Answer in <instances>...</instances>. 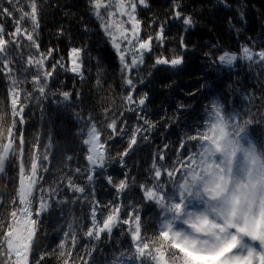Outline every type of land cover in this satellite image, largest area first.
Wrapping results in <instances>:
<instances>
[{
    "label": "snow or ice",
    "instance_id": "1",
    "mask_svg": "<svg viewBox=\"0 0 264 264\" xmlns=\"http://www.w3.org/2000/svg\"><path fill=\"white\" fill-rule=\"evenodd\" d=\"M218 2L230 7L226 0ZM89 4L117 54L121 86L125 91L119 97V106L114 105L118 110L108 116L109 110L105 109L104 121L99 124L91 115L73 109L79 125L75 135L79 138L84 161V166L73 168L70 162L74 156L68 151L75 145L58 148L53 155L51 132L44 144L39 135L31 141L25 137L26 109L31 103L57 95L65 106L72 102V93H57L49 88L55 69L63 64L54 60L55 49L40 51L41 6L38 0H0V74L8 82L6 100L0 99V264H46L49 256L55 257L57 264H99L94 253L102 237L111 241L113 231L121 226H124L121 235H129L132 246L125 250L117 241V250L111 252L104 264H125L126 261L136 264H264V143L258 146L248 131L254 124H264V112L257 117L250 109L243 113L229 109L220 96L209 101L203 109L202 120L181 139L171 167L159 166L154 160L150 182L139 185L144 203L154 205L157 210L151 218V231L142 217V204L125 206L121 202V194L130 187L128 178L113 184L112 176H106L107 183L116 190V199L102 202L95 198L97 173L103 174L117 160L125 167L124 158L137 145V138L148 140L146 133L156 127L147 118L149 95L137 89L148 82L146 77H151L150 70L142 74L141 69L146 54L153 52V43L163 45L166 24L159 25L154 37L141 36L142 22L137 18V7L147 8V0H107L106 4L103 0H89ZM101 8L108 18L101 14ZM117 16L121 19H112ZM239 17L241 21L245 18L243 8L239 10ZM171 18L181 21L185 33L196 25L192 15L183 12L179 0H175ZM179 39L180 51L173 50L171 56H156L153 68L160 65L181 68L188 45L183 34ZM24 49L29 52L26 59L22 55ZM86 51V47H72L69 54V70L81 80L84 79L83 53ZM204 55L213 67L234 68L235 63L242 60L249 68L257 65L264 69V47L256 50V42L251 39L241 45L239 53L222 50L215 57L212 52ZM17 57L24 73L34 70L30 75L17 74ZM49 59H53L51 65L47 63ZM105 77L106 68L97 59L95 87L98 90H103ZM190 107L179 103L177 115L166 118V127L170 126L168 121L174 123L179 119V112ZM126 113H131L136 120L130 133L125 132ZM118 136H127L128 143L127 148L114 157L110 145ZM168 148L169 144L165 143L158 156L160 161L165 159ZM13 167L16 176L10 177L9 169ZM45 175L50 179L55 177L48 187H45ZM75 177L87 181L88 196L84 195L85 187L75 182ZM5 180L11 182V188L4 185ZM64 189L79 195L69 201L61 196ZM77 201L88 205L87 227L84 216H75L68 207ZM54 206L61 208L62 213L68 211L66 223L61 226L66 230L52 252H37L40 247L38 223ZM80 238L90 243L74 255Z\"/></svg>",
    "mask_w": 264,
    "mask_h": 264
},
{
    "label": "trees",
    "instance_id": "2",
    "mask_svg": "<svg viewBox=\"0 0 264 264\" xmlns=\"http://www.w3.org/2000/svg\"><path fill=\"white\" fill-rule=\"evenodd\" d=\"M183 12L192 15L196 21L194 28L186 33L180 20L171 18L175 0H147L148 7H137V18L142 22L141 36L145 34L156 35L161 23L166 24L165 41L163 45L153 43V52L145 56V64L141 73L151 71L148 82L138 87L137 91L147 92L149 101L147 104V118L155 123L156 127L148 135V140L137 138V145L124 158L125 167H121L118 160L113 162L103 174L97 173L94 181L95 198L104 202L116 199V190L107 183L105 177L112 176L113 184L128 178L130 187L121 194L123 205L142 204V217L147 222L149 231L152 230L153 220L156 214L154 205L144 203L140 184L149 183L151 179V165L155 160L159 166H169L175 162L177 148L185 133H190L203 118V109L209 101L220 96L226 102L229 109L235 108L244 112L251 110L257 117L264 112V69L257 65L249 68L248 64L240 61L234 68L213 67L211 61L204 55L212 52L213 57L222 50L240 52L241 45L248 43L249 39L256 42V50L264 47V0H226L230 7H225L218 0H179ZM40 4L39 43L40 51L48 48L55 49L54 60L63 64L57 67L49 81V88L59 93L68 91L72 93V102L67 106L60 103L61 97L50 96L40 103L35 101L26 109V121L24 126L25 137L31 141L39 135L41 143H47V135L53 136V155L58 148L75 145L69 149L68 154L74 156L70 162L71 167L84 166L83 151L79 144V138L75 135L78 123L73 115V109L83 114L91 115L97 123L104 121L105 109L108 116L112 115L115 106L120 104V95L125 91L121 86L119 74V61L117 54L107 41L100 22L92 14L89 0H38ZM243 8L245 18L240 20L239 10ZM231 21V24L229 23ZM11 30V25H8ZM87 29V31L85 30ZM62 30V33H61ZM184 35L188 51L184 53L185 63L179 69H172L160 65L153 68L156 56H171L173 50L180 51V36ZM27 42L25 41V44ZM72 47H86L83 53L84 79L81 80L69 69L71 67L70 49ZM28 50H22V55L27 57ZM35 54V50H32ZM97 59H100L106 68V77L103 80V90L95 87ZM53 63V59L47 62ZM17 74L23 77L30 75L23 72V64L15 63ZM204 85V87H201ZM29 91L31 86L26 85ZM8 82L3 74H0V99L6 100ZM195 92V95L189 93ZM77 93L80 99L77 100ZM184 103L191 107L179 112V119L174 123L166 118L177 115V105ZM259 110V111H258ZM162 117L165 119L162 120ZM128 127L126 133L131 132V127L136 120L131 113H126ZM250 137L258 143H264V124H254L248 129ZM127 136H118L111 142V153L115 157L127 148ZM169 144L165 150V159L160 161L158 156L163 145ZM55 163V161H53ZM9 176L15 177V168L9 169ZM45 175L48 187L52 179ZM75 182L85 187L84 195H89L87 181L83 177H75ZM133 180L135 183H133ZM8 188L12 187L10 181H3ZM78 193H72L64 189L61 196L73 200ZM72 213L79 217L84 216L85 227L89 225L87 219L88 205L86 202L77 201L70 204ZM67 210L61 212V208L53 207L48 213L41 216L38 223L37 239L40 247L37 252H52L62 239L66 230ZM124 226L117 228L112 233V240L102 237L99 248L94 253L99 264H104L110 258L111 252L119 247L125 250L132 246L131 238L126 233L122 236ZM90 242L80 238L76 252L83 245ZM35 257H33L34 259ZM46 264H57L55 257L49 256ZM125 264H136L135 261H126Z\"/></svg>",
    "mask_w": 264,
    "mask_h": 264
},
{
    "label": "rangeland",
    "instance_id": "3",
    "mask_svg": "<svg viewBox=\"0 0 264 264\" xmlns=\"http://www.w3.org/2000/svg\"><path fill=\"white\" fill-rule=\"evenodd\" d=\"M103 3H107V0H103ZM100 12H101V14L102 15H105L106 16V13H105V10L103 9V8H101L100 9ZM106 18H108L107 16H106ZM112 19H116V20H119V19H121L119 16H117V17H114V18H112ZM232 53H237V52H232ZM240 61H242V60H238L236 63H235V66L237 65V63H239ZM234 66V67H235ZM223 68H228V67H223Z\"/></svg>",
    "mask_w": 264,
    "mask_h": 264
}]
</instances>
